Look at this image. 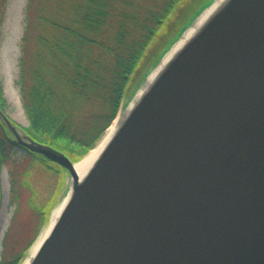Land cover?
I'll return each mask as SVG.
<instances>
[{"label": "water", "instance_id": "water-1", "mask_svg": "<svg viewBox=\"0 0 264 264\" xmlns=\"http://www.w3.org/2000/svg\"><path fill=\"white\" fill-rule=\"evenodd\" d=\"M0 120L75 177L63 152ZM29 264H264V0H230L167 65Z\"/></svg>", "mask_w": 264, "mask_h": 264}, {"label": "trees", "instance_id": "trees-1", "mask_svg": "<svg viewBox=\"0 0 264 264\" xmlns=\"http://www.w3.org/2000/svg\"><path fill=\"white\" fill-rule=\"evenodd\" d=\"M181 1L27 0L16 78L25 132L78 161L111 124L146 47ZM6 3L0 0V25ZM5 104L0 83V108ZM15 147L0 120V168L11 161ZM24 150L32 164L65 171ZM24 185L22 173L11 171L14 212L8 236L14 230L16 239L0 264H20L42 225V204L32 202L23 224L13 228ZM52 209L45 213L48 219ZM36 215L41 217L31 230Z\"/></svg>", "mask_w": 264, "mask_h": 264}, {"label": "rangeland", "instance_id": "rangeland-1", "mask_svg": "<svg viewBox=\"0 0 264 264\" xmlns=\"http://www.w3.org/2000/svg\"><path fill=\"white\" fill-rule=\"evenodd\" d=\"M212 2L213 0H182L173 10L146 47L137 68L131 76L127 87V95L120 105L119 112L124 110L129 104L148 73L157 65L170 46L178 40L179 36L190 26L194 18ZM26 4L27 0H7L0 25V83L6 101L2 110L13 124L21 127L23 130L27 127L28 121L22 109L16 78L20 52L19 44L24 27ZM88 152L81 158L87 155ZM11 171L22 173L25 183L20 188V208L12 222L15 229L23 224L24 219L28 215L30 204L35 202L40 205L42 204L41 212H44V216L42 215L41 218L42 225L39 229V234L48 223L45 213L52 209V207L54 208L68 191L69 174L66 170L54 172L45 166L32 164L30 157L24 149L20 147L13 149L11 161L0 168V261L6 249L10 248L14 238L16 239V231L14 230L8 236L14 212V204L10 192ZM39 217L41 215H36L31 222V230L36 227ZM28 251L25 252L26 255Z\"/></svg>", "mask_w": 264, "mask_h": 264}, {"label": "bare ground", "instance_id": "bare-ground-1", "mask_svg": "<svg viewBox=\"0 0 264 264\" xmlns=\"http://www.w3.org/2000/svg\"><path fill=\"white\" fill-rule=\"evenodd\" d=\"M229 1L230 0H215V2L195 20V22L182 35L180 40L176 44H174L171 50L163 57L157 67L148 75L142 86L138 89L134 99L130 102V104L124 110L118 113V115L113 120L111 125L107 128L104 135L101 137L96 146L92 150H90L88 154L85 155L83 158L74 162L73 168L75 171V177L69 176L67 193L50 212L47 225L38 234L31 247L29 248L27 255L24 257L20 264H29L34 258L41 245L43 244L44 240L49 236L54 225L59 219L62 211L64 210L73 193L74 188L76 187V185L82 183V181L88 175L91 168L99 159L110 140L117 133L124 119L128 116V114L131 112L137 102L141 99L144 93L157 80V78L159 77L161 72L167 67V65L171 61H173L176 55H178L182 51V49L200 33L204 26L215 15L219 13L228 4Z\"/></svg>", "mask_w": 264, "mask_h": 264}]
</instances>
